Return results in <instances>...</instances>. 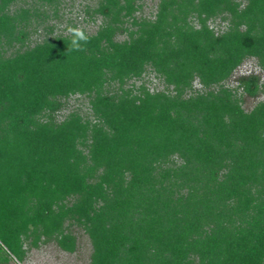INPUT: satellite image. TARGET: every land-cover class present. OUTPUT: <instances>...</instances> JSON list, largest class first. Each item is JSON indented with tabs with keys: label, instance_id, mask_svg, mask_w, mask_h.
<instances>
[{
	"label": "trees",
	"instance_id": "obj_1",
	"mask_svg": "<svg viewBox=\"0 0 264 264\" xmlns=\"http://www.w3.org/2000/svg\"><path fill=\"white\" fill-rule=\"evenodd\" d=\"M66 1L0 0V264L75 227L90 264H264V82L228 85L264 73V0H95L84 51Z\"/></svg>",
	"mask_w": 264,
	"mask_h": 264
},
{
	"label": "rangeland",
	"instance_id": "obj_2",
	"mask_svg": "<svg viewBox=\"0 0 264 264\" xmlns=\"http://www.w3.org/2000/svg\"><path fill=\"white\" fill-rule=\"evenodd\" d=\"M145 7L143 9L144 16H150L154 10L158 0H143ZM95 0H67L62 9L63 18L61 21L52 20L48 23V26H58V32L64 31L70 24L76 25L89 33H94L100 23L101 18L97 17L92 20L91 17L86 13V7H95ZM65 32V31H64ZM45 32L43 29H39V32L32 36V41H37L41 39V35ZM68 33V32H66ZM250 74L260 75L262 82H264V73L260 71L255 60H247L234 74L232 79L228 82L231 87H236L238 85V79L241 76H247ZM148 86L151 89H162L163 85L155 77L154 74H150L147 77ZM199 88V85L196 84ZM244 108L246 110H251L258 101L264 100V94L260 95L259 98L251 99L244 97ZM87 100L81 98H73L70 100L68 107L64 111L68 113L71 110L81 109L82 111H87ZM74 234L78 236V249L75 253L70 254L62 251L56 243L41 244L39 249L30 250L27 259L22 264H90V256L92 253V246L89 238L84 233L81 228H74ZM11 264H20L16 261L11 262Z\"/></svg>",
	"mask_w": 264,
	"mask_h": 264
},
{
	"label": "clouds",
	"instance_id": "obj_3",
	"mask_svg": "<svg viewBox=\"0 0 264 264\" xmlns=\"http://www.w3.org/2000/svg\"><path fill=\"white\" fill-rule=\"evenodd\" d=\"M68 31L72 37L68 51H84L89 38L83 29L80 27H70Z\"/></svg>",
	"mask_w": 264,
	"mask_h": 264
}]
</instances>
